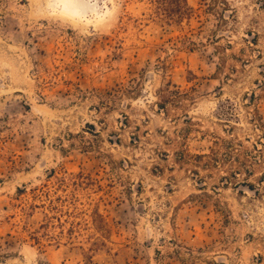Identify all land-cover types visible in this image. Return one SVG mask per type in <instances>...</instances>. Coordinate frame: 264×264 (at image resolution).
Instances as JSON below:
<instances>
[{
  "label": "rangeland",
  "instance_id": "374dc122",
  "mask_svg": "<svg viewBox=\"0 0 264 264\" xmlns=\"http://www.w3.org/2000/svg\"><path fill=\"white\" fill-rule=\"evenodd\" d=\"M187 1L0 0V264H264V0Z\"/></svg>",
  "mask_w": 264,
  "mask_h": 264
},
{
  "label": "trees",
  "instance_id": "16d2710c",
  "mask_svg": "<svg viewBox=\"0 0 264 264\" xmlns=\"http://www.w3.org/2000/svg\"><path fill=\"white\" fill-rule=\"evenodd\" d=\"M156 3V13L165 16L168 19H174L175 21H182V19L189 17L192 12V8L188 5L187 0H153ZM171 92L170 89H166L165 93ZM187 95V93H185ZM165 110V106H162ZM43 193H47L44 189H42ZM56 209V212L60 211L58 206L52 207ZM62 211V210H61ZM52 218H56L58 220L59 216H52ZM42 227H45L43 224ZM35 239L39 240V237L36 236Z\"/></svg>",
  "mask_w": 264,
  "mask_h": 264
}]
</instances>
